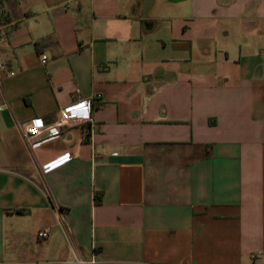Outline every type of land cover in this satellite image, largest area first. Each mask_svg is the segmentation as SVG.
I'll return each instance as SVG.
<instances>
[{
	"label": "crops",
	"instance_id": "crops-1",
	"mask_svg": "<svg viewBox=\"0 0 264 264\" xmlns=\"http://www.w3.org/2000/svg\"><path fill=\"white\" fill-rule=\"evenodd\" d=\"M0 8V264H264V0Z\"/></svg>",
	"mask_w": 264,
	"mask_h": 264
},
{
	"label": "built area",
	"instance_id": "built-area-1",
	"mask_svg": "<svg viewBox=\"0 0 264 264\" xmlns=\"http://www.w3.org/2000/svg\"><path fill=\"white\" fill-rule=\"evenodd\" d=\"M5 12L2 8H0V19L4 18ZM7 38V33L1 32L0 33V42L4 41ZM48 60V55L44 52L39 54V62L40 64H45ZM1 66V62H0ZM100 98V94H95L94 96L89 97H77L73 103H79L81 101H88L92 102V100ZM91 107L93 108L94 105ZM91 116H87V118L83 121L84 122H91ZM73 120L69 116L66 108H62L59 111V116L52 122H45L44 124H38L36 122H23L21 124V130L23 138L25 139L26 143L28 144L29 148L32 150L35 144L42 142L44 140H48L51 138H58L61 137L62 128L72 122ZM47 233L43 230L37 232V237L42 238L45 237ZM77 264H85V260H76Z\"/></svg>",
	"mask_w": 264,
	"mask_h": 264
},
{
	"label": "trees",
	"instance_id": "trees-1",
	"mask_svg": "<svg viewBox=\"0 0 264 264\" xmlns=\"http://www.w3.org/2000/svg\"><path fill=\"white\" fill-rule=\"evenodd\" d=\"M100 200H101V194H100V193H96L94 201H95L96 203H99Z\"/></svg>",
	"mask_w": 264,
	"mask_h": 264
}]
</instances>
